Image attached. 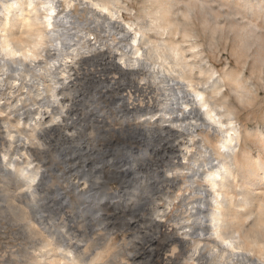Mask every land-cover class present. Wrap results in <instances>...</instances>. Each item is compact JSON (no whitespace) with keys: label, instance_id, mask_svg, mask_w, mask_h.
<instances>
[{"label":"bare ground","instance_id":"bare-ground-1","mask_svg":"<svg viewBox=\"0 0 264 264\" xmlns=\"http://www.w3.org/2000/svg\"><path fill=\"white\" fill-rule=\"evenodd\" d=\"M152 1L143 16L124 0H0V174L44 238L30 264H101L109 245L90 251L68 225L107 230L109 206L131 209L135 227L111 264L149 259L159 234L168 264H264V133L242 128L225 93L246 80L218 75L199 45L185 50L180 16L195 4ZM65 171L76 179L55 184Z\"/></svg>","mask_w":264,"mask_h":264},{"label":"rangeland","instance_id":"rangeland-1","mask_svg":"<svg viewBox=\"0 0 264 264\" xmlns=\"http://www.w3.org/2000/svg\"><path fill=\"white\" fill-rule=\"evenodd\" d=\"M151 2L153 3L152 0H124V3L133 9V13H140L139 15L143 16V9L151 6ZM188 3L195 4V7L191 10L188 18L183 19L180 16V19L191 31V36H193L187 38L188 40L183 44L185 50L190 47V43L199 45L203 58L209 61L220 76H224L226 73L236 74L242 71L246 80L242 83V88L227 85L225 91L227 104L234 110L235 117L238 123L242 125V128L251 131V133H264V0H179V7L184 10ZM124 15L127 19L131 18L127 12ZM171 33H173V30L165 33L164 36H173L174 40L183 41L181 33H177L175 36ZM188 56L192 55L188 54ZM196 75L195 72L194 76ZM246 89L249 91L247 92ZM242 95H244V98H238V96ZM209 134L212 141L218 139L215 134ZM1 142L7 148L10 140L5 138ZM117 142H123L122 138L118 136L113 141V146ZM247 145L254 149V155L256 156L260 150L258 145L253 140H248ZM112 155V152H110L104 155V157L94 160L98 163L102 161L106 162ZM60 168L63 169L62 165H60ZM65 172L68 177L67 180L65 179L66 182L64 183V178H61V180L63 179L62 182L58 181L54 174L53 180L54 182H58L55 184H61L62 186V184L66 185L68 180L76 179L74 175L69 176L72 174L71 172ZM106 178L107 180L111 179L107 183H112L114 187L120 188L117 178H111L109 173L106 175ZM254 189L264 190V178H258L255 181ZM70 195L71 209L77 210L78 195H75L73 191ZM19 201L18 190H15L13 182L9 184L4 183L0 174V264H30L32 259L27 258V260L24 257L29 256L33 251L32 248L34 246L32 245L35 244L34 242L38 241L39 238V241L44 239L43 237L41 239L39 235L36 236L38 233L36 227L29 226L28 221L33 217L31 210L25 209L24 203H20ZM66 209V207L65 209H60V214L57 215H62ZM22 210L28 214L25 218L22 216ZM106 212L108 213V218L105 219L107 220V230L95 229L96 231H94L89 229L85 224L86 221L79 223L78 221L77 223L71 222L72 228L68 225L72 233L75 232V238L76 235L77 238L79 235H82L78 231L82 233L84 229L87 232L86 239H90L88 244L90 251L94 250L96 246L109 245L101 264H111L113 252H116L118 248L121 249L135 233V227L127 225L132 217L131 209L126 212L122 209L115 211L109 206L108 209L106 208ZM135 217L138 216L136 215ZM67 224L66 222L64 224L60 222L57 228L59 230L60 228H63V230L68 229ZM21 226L26 227L27 234L24 231L22 232ZM143 230L145 229L143 228ZM149 232L152 233V229ZM31 234L32 236H30ZM62 234L64 235V233ZM141 236H145V234L143 233ZM153 236L155 239L151 236L152 240L148 243V247L150 248L148 252L151 253H149V259L148 257H146L148 260H145V257L137 259L138 261L128 259L130 264H168L166 256L172 251H167L163 247L166 236L161 234ZM120 260H116L112 264H121Z\"/></svg>","mask_w":264,"mask_h":264}]
</instances>
